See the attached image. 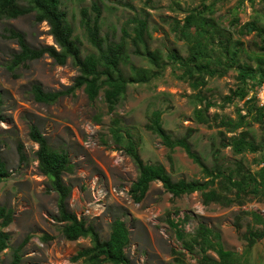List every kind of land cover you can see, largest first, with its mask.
Masks as SVG:
<instances>
[{
    "label": "rangeland",
    "instance_id": "374dc122",
    "mask_svg": "<svg viewBox=\"0 0 264 264\" xmlns=\"http://www.w3.org/2000/svg\"><path fill=\"white\" fill-rule=\"evenodd\" d=\"M93 2L102 11L101 35L114 31L111 39L118 42L122 28L131 30L132 25L127 24L130 19H146L149 49L159 50L163 57L169 51L187 56L186 41L172 27L191 9L201 4L211 6V21L228 31L232 43H242L240 62L253 69L260 64L264 71L261 38L255 32H238L244 24L264 29V0H60L72 35L80 42L81 57L96 54L80 20V10H89ZM236 18L238 24L232 25ZM9 29L21 33L30 48L55 46L47 23H37L34 12L17 19L0 18V156L8 172L0 183V206L12 212L11 223L3 229L9 240L0 253V264H8L24 240L27 242L19 252L20 264H85L82 260L73 263L71 258L90 247L89 238L68 241L61 233L64 224L58 221L56 195L38 169V146L29 139L30 126L39 129L51 149L68 155L71 169L62 176L63 183L70 187L68 211L92 226L102 241L108 239L114 220L124 222L129 232L124 253L131 264H198L202 254L182 249L167 225V219L177 221L184 215L189 216L182 226L186 233H193L202 223L219 234L223 250L239 255L244 252V233L260 226L241 213H256L264 219V198L250 196L243 205L224 208L204 205L200 192L174 198L160 182H153L144 199L135 203L129 191L138 171L122 147L114 144L109 129L117 120L121 132L132 136L143 163L161 164L172 181L203 178L182 149L168 150L145 129L152 111L161 112L162 126L173 138L191 130L188 142L207 167L215 161L230 168L241 163L252 173L263 174L264 119H255L256 108L264 107L257 100L260 86H247L248 94L242 101L223 103V98L237 87L235 70L222 78L209 79L207 86L194 90L177 78L180 72L176 65L163 61L161 75L146 84H129L125 98L112 113L107 112L102 91L91 103L82 88L53 104H41L33 99L31 87L38 85L43 92L65 91L78 76L77 68L70 59L59 66L44 55L8 71L13 55L19 51L16 41L6 37ZM127 54L135 67L150 68L144 58L131 54L130 47ZM120 68L129 74L127 63ZM254 96L257 102H246ZM198 97L214 104L205 114V124L193 118L194 108H203L206 102L200 104ZM222 121L241 127L232 131L220 126ZM241 132H246L247 141L262 148L256 153L234 154L230 146L223 147ZM236 216L240 217L239 229L235 227ZM204 255L217 259L211 251ZM246 264H264V238L257 240Z\"/></svg>",
    "mask_w": 264,
    "mask_h": 264
},
{
    "label": "trees",
    "instance_id": "16d2710c",
    "mask_svg": "<svg viewBox=\"0 0 264 264\" xmlns=\"http://www.w3.org/2000/svg\"><path fill=\"white\" fill-rule=\"evenodd\" d=\"M32 12L35 13L37 23H47L55 46L30 48L21 33L12 29L7 30L6 37L15 40L19 48L7 66L8 71L13 72L19 65L38 60L46 55L59 66L65 65L70 59L79 73L72 87L65 91L43 92L40 86L33 85L31 87L33 99L41 104H53L75 89L82 88L91 103L102 91L107 112L112 113L125 98L129 84H146L161 75L163 61L176 65L180 72L177 78L188 82L194 90L207 86L209 79L222 78L229 71L235 70L237 87L230 92L229 96L223 98V103H231L235 99L242 101L247 97V86L250 85L253 88L264 84V71L260 64L253 69L240 62L242 43L239 41L232 43L228 31L225 28H219L211 21L209 17L213 14V9L205 4L191 9L188 15L181 21H175L172 27L173 32L178 33L179 37L187 43L186 57L180 56L176 51H169L163 57L159 50H150V35L146 19L137 17L130 19L127 24L132 25L131 30L128 31L126 27L122 28L120 31L122 35L118 42L111 39L114 38V31L101 35L102 11L96 2L91 4L89 10L85 8L80 10L82 27L96 54L81 57L80 42L72 35L73 30L67 22L66 13L60 8V0H0V18L17 19ZM235 24H238L237 18L232 25ZM238 32L241 34L255 32L264 45L263 28L254 24H244L239 27ZM128 47L131 48L133 56L144 58L150 68L135 67L128 59ZM123 62L129 66L128 75L124 74L120 68ZM198 101L201 104L206 100L198 97ZM253 101L257 102L255 96L246 102ZM213 106L214 104L206 101L203 108L195 107L194 120L199 124L208 123L205 114ZM256 111L257 118L255 119L259 122L264 119V107L258 106ZM147 120L145 129L155 135L168 150L182 149L187 157L199 167L203 179L172 181L161 164L143 163L132 136L127 132L122 133L118 121L114 120L109 129L111 139L114 144L122 147L138 171V177L129 191L135 203L144 199L149 185L153 182H160L162 188L174 198L200 192L204 205L217 204L224 208L243 205L250 196L264 198L263 174L252 173L241 163L230 168L215 161L213 166L207 167L192 151L188 142L191 130H187L188 134L183 137L173 138L164 130L161 112L158 110L152 111ZM219 125L230 127L232 131L241 127L238 123L232 124L224 121ZM29 139L38 146L35 153L38 169L56 195V210L58 221L64 224L61 229L64 239L75 241L79 238H89L90 240V247L78 251L71 258V262L82 260L85 264H131L124 253V248L129 242V232L124 222L114 220L108 239L102 241L92 226L78 219L67 209L70 187L62 181L63 174L71 169L67 153L51 149L45 137L35 126L29 128ZM246 139V132H241L238 138L232 139L223 147L230 146L234 154L256 153L262 148V145H255ZM20 160H23L22 156ZM7 177L6 165L0 156V183ZM241 214L251 216L253 223L260 226V229L249 228L244 233L245 248L241 255L223 250L218 241L219 234L213 232L205 224H199L193 233H186L182 226L189 220L188 215H184L181 220L177 221L167 219V225L173 231L175 239L180 242L182 249L188 253L202 254L198 264H246L257 240L264 238V219L256 213L242 212ZM11 216L10 209L0 206V253L7 248L9 235L3 229L11 223ZM239 220L240 217L236 216L235 227L237 229L240 228ZM26 242L27 240H24L13 251L8 264H20L19 252ZM207 251L215 253L217 259L204 255Z\"/></svg>",
    "mask_w": 264,
    "mask_h": 264
},
{
    "label": "built area",
    "instance_id": "2783aa9c",
    "mask_svg": "<svg viewBox=\"0 0 264 264\" xmlns=\"http://www.w3.org/2000/svg\"><path fill=\"white\" fill-rule=\"evenodd\" d=\"M257 100L261 106H264V84L259 87Z\"/></svg>",
    "mask_w": 264,
    "mask_h": 264
},
{
    "label": "crops",
    "instance_id": "0c3cea01",
    "mask_svg": "<svg viewBox=\"0 0 264 264\" xmlns=\"http://www.w3.org/2000/svg\"><path fill=\"white\" fill-rule=\"evenodd\" d=\"M263 154H264V150H263ZM263 176H264V168H263Z\"/></svg>",
    "mask_w": 264,
    "mask_h": 264
}]
</instances>
